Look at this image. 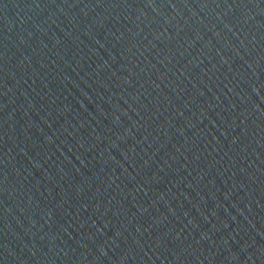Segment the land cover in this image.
Instances as JSON below:
<instances>
[{
    "label": "water",
    "instance_id": "obj_1",
    "mask_svg": "<svg viewBox=\"0 0 264 264\" xmlns=\"http://www.w3.org/2000/svg\"><path fill=\"white\" fill-rule=\"evenodd\" d=\"M0 264H264V0H0Z\"/></svg>",
    "mask_w": 264,
    "mask_h": 264
}]
</instances>
